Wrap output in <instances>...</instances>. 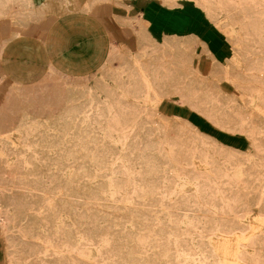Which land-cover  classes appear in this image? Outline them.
<instances>
[{"label": "rangeland", "instance_id": "374dc122", "mask_svg": "<svg viewBox=\"0 0 264 264\" xmlns=\"http://www.w3.org/2000/svg\"><path fill=\"white\" fill-rule=\"evenodd\" d=\"M160 1L177 7L183 0ZM191 1L201 7L195 11H199L203 19L205 15L209 25L211 22L215 26L218 13L212 9L213 5L226 12L231 8L241 11L254 9L243 19L247 21L228 20L224 26L216 27L226 37L232 53L235 43L239 50L243 47L247 53L264 52V0ZM105 2L94 1L90 10L94 5ZM16 3L24 14H31L42 6L37 0H17ZM58 31L65 36V42H59L57 49L63 48L68 41L75 44L77 25L71 22ZM174 42L183 51L191 45L188 40ZM22 43L20 40L7 48L6 57L14 69L9 74L13 77L27 75L29 70L35 68L34 65L28 67L30 62L27 60L38 64L43 58L41 52L36 51L28 58L20 56L23 55ZM222 49H225L224 46ZM231 51L229 49L228 56ZM83 59L86 63L90 61L87 55ZM220 60L223 61V58ZM65 71L76 77L93 73V70L74 74ZM254 76V83H262L260 90H264V82H261L263 75ZM98 83L102 92L93 93L95 88H86L77 104L76 115L71 113L69 116L75 124L70 132L77 138V181L72 180V166L76 162L69 161L71 168H67V173L71 180L66 183L68 190L65 192L73 188L76 190L73 200L75 220H66L63 224L57 222L54 234L36 232L34 237L55 248L44 244V248L39 249V253L33 257L16 250L22 245L19 235L7 242L0 227V264H10L13 260L23 261L24 264H44L53 255L65 256L74 264H160L161 260L165 264H173V255L177 257L174 264H190L186 255L181 257V254L167 247L169 239L164 238H169L177 229L198 228L200 224L195 223L199 214L190 216L189 222L184 223L186 213L176 209L178 193H183L184 198H193L190 185H186L184 191L180 189V178L194 185L198 193L205 194L209 200L208 213L214 204H223V208L219 209L223 215L214 217L218 227L226 225L250 229L253 224L264 230V216L259 211V205L264 204V129L256 120L251 119L246 127L244 124L248 120L243 118L241 112L232 109L231 103L221 104L218 95L204 97L203 92L207 91L204 89L196 92L199 96H193L194 100L202 103L204 112L196 108L198 104L187 107L164 98L159 105L166 110L159 107L157 113L165 117L172 115L168 111L178 113L180 115L176 116L185 117L201 130L195 127L190 129V122L184 119L182 125L167 128L165 134H156L140 119L137 110L143 105L128 103L104 79ZM222 84L231 95L246 96V88L241 80L234 83L225 79ZM141 108L146 109V106ZM253 114L264 116V103H254ZM217 116L224 120H218ZM0 137L16 144L20 136L17 130H6L0 132ZM167 167L173 170L166 172ZM175 170L181 172L180 177L176 176ZM254 201H257V206H252ZM252 207L255 212H252ZM206 220V217L203 218V221ZM70 223L75 227L74 244L64 238V226ZM204 225L200 224V227ZM31 231L33 233V229ZM262 236L263 231L257 232L245 243L224 230L215 234L213 241L198 242L202 260L194 264H207L209 259L218 261L224 257L236 260L237 264H261L260 261L264 262V240H261L260 247H257V241ZM62 244L67 245L66 249L60 248ZM246 246L252 247L253 251L250 252ZM188 251L192 258L198 256L196 249Z\"/></svg>", "mask_w": 264, "mask_h": 264}, {"label": "bare ground", "instance_id": "6f19581e", "mask_svg": "<svg viewBox=\"0 0 264 264\" xmlns=\"http://www.w3.org/2000/svg\"><path fill=\"white\" fill-rule=\"evenodd\" d=\"M16 1L12 0L11 4L8 0H0V18L10 17L15 25H28L31 21H40L48 13L43 6L31 14L21 13ZM37 1L41 3V0ZM94 1L120 4L121 0H86L78 11H89ZM212 9L218 13V19L215 20L217 27L224 26L228 20L247 21L243 20L246 14L254 12L252 8L246 11L231 8L226 12L214 5ZM119 17L122 25L130 24L137 33V51L113 43L93 73L81 77L71 75L50 61L47 72L39 82L31 84L12 82L0 106V132L17 130L20 136L16 144L0 137V227L7 242H10L13 236L19 235L22 245L16 250H22L26 256H36L39 249L44 248L46 244L40 238L34 237L37 235L36 232L54 234L57 222L63 224L66 220H75L73 200L76 197V190L73 188L72 191L65 192L68 190L65 185L71 180L67 173V168H71L69 161L76 162L72 166V173L74 172L72 180L77 181V138L70 132L75 124L70 121L69 116L71 113L73 116L76 115L77 104L83 98L86 88H95L93 93L102 92V87L98 83L100 79L110 83L128 103L146 106V109H142L141 106L137 112L152 133L165 134L167 128L182 125L184 119L190 122V129L194 127L199 129L185 117L176 114L165 117L157 113L160 100L164 98L187 107L198 104L196 108L204 112L202 103L193 99V96H199L197 91L204 89H207L203 92L204 97L218 95L221 104L231 103L232 109L241 112L243 118L248 120L245 126L254 119L264 129V116L251 115L254 103H264V90H260L262 83H254L255 74L263 75L261 82H264V52L247 53L243 47L239 50L235 43L231 56L220 61L196 35L176 36L178 38L165 36L163 40H157L148 32L145 21L138 19L139 17H130L131 20ZM176 40H188L191 45L183 51L175 45ZM203 56H209L212 60L211 68L207 72H203L195 63ZM225 79L234 83L235 80H241L246 88V96L231 95L227 92L222 84ZM1 82L0 78V84ZM103 94L106 95V92ZM216 118L224 120L219 116ZM225 120H228V117H225ZM169 168H166V172L173 170ZM175 174L180 177L181 172L175 170ZM179 184L183 191L186 185H190L193 197L184 198L183 193L176 195L175 203H178L176 209L186 213L183 222H189L190 216L199 214L195 223L205 225L203 228L200 224V228H180L172 232L169 238H164L169 239L167 247L174 249L181 257L186 255L190 259V264L202 260L198 242L213 241L215 234L224 230L230 231L235 239L245 243H248L257 232H264L262 228L253 224L250 229L241 228L242 226L218 227V221L214 217L223 215L221 210L219 211L223 204H214L212 211L208 213L209 200L205 198V194L198 193L194 185L185 179L180 178ZM252 204L256 205L257 201ZM252 209V212L256 211L253 207ZM259 211L264 216V204L259 205ZM204 216L206 221H203ZM64 232L67 242L74 244V224L64 226ZM36 239L39 241L35 242ZM261 240H264V236L257 241V247H260ZM46 245L55 248L54 245ZM66 247V244H62L60 248ZM246 247L250 252L253 251L252 247ZM190 249H196L198 256L192 258L188 251ZM7 252L9 253L8 250ZM176 258L172 255L173 264L176 263ZM46 260L47 263L44 264H74L65 256L53 255ZM214 262L237 264L236 260L225 257L218 261L207 260V264ZM259 263L264 264L261 261ZM10 264L24 263L13 260ZM160 264L165 262L161 260Z\"/></svg>", "mask_w": 264, "mask_h": 264}, {"label": "crops", "instance_id": "0c3cea01", "mask_svg": "<svg viewBox=\"0 0 264 264\" xmlns=\"http://www.w3.org/2000/svg\"><path fill=\"white\" fill-rule=\"evenodd\" d=\"M8 2L11 3L12 0ZM85 2L86 0H41V5L49 15L28 25H15L10 17L0 19V78L2 81L0 106L12 82L29 84L39 82L47 72L50 61L64 70L84 73L94 70L101 64L113 43L120 47L126 46L131 51H137V33L130 24L122 25L118 20L119 16V18L124 17L125 20H131L130 17H139L138 19L145 21L148 32L157 40H163L165 36L193 34L206 44L216 59L225 60L229 57L228 52L229 49L231 51V46L226 37L213 23L210 22L209 25L204 14L206 20L199 11H195L201 7L191 0H183L177 7L164 4L160 0H121L120 4L105 2L94 5L86 13H78ZM71 22L77 25V33H74L77 34V38H74L77 46L68 41L63 48L57 49L59 42H65V36L59 34L58 30ZM20 40L23 41L24 46L23 49L21 48L23 55L19 54L20 56L28 58L36 51L41 52L43 58L38 64L27 60L30 62L27 66L34 65L35 68L29 70L27 75L13 77L9 74L10 70H14L13 65L6 57V52L10 45ZM223 46L225 49H222ZM85 55L89 57V63L83 59ZM98 57L101 58L98 59ZM195 63L203 72H207L211 68L212 60L203 56ZM160 108L166 110L161 106Z\"/></svg>", "mask_w": 264, "mask_h": 264}]
</instances>
